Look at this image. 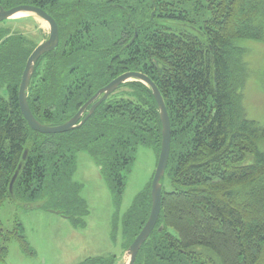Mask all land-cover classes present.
Returning <instances> with one entry per match:
<instances>
[{"label": "trees", "instance_id": "16d2710c", "mask_svg": "<svg viewBox=\"0 0 264 264\" xmlns=\"http://www.w3.org/2000/svg\"><path fill=\"white\" fill-rule=\"evenodd\" d=\"M22 4L47 11L60 30L28 88L41 122L65 123L126 71L147 74L164 97L172 141L162 208L134 264H264V123L248 117L244 97L245 43L264 41V0H0L4 9ZM38 44L20 28L0 27V80L8 90L0 95V264L14 236L30 251L22 223L3 227L7 201L39 204L78 225L89 213L73 178L78 152L94 158L119 208L138 147L159 158L162 146L157 101L137 80L77 128L33 130L18 96ZM151 189L152 181L123 217L125 250L150 216ZM117 260L102 255L80 264Z\"/></svg>", "mask_w": 264, "mask_h": 264}, {"label": "rangeland", "instance_id": "374dc122", "mask_svg": "<svg viewBox=\"0 0 264 264\" xmlns=\"http://www.w3.org/2000/svg\"><path fill=\"white\" fill-rule=\"evenodd\" d=\"M1 26L20 28L34 43L49 35L48 23L35 15L19 14L1 22ZM245 46L246 111L248 117L264 123V41H248ZM0 95L8 96L7 86L1 80ZM157 164L158 156L153 148L138 147L136 159L126 174L122 203L117 208L114 194L94 158L86 151L78 152L73 178L81 184L80 194L89 213L74 225L70 218L39 204L28 207L19 201H7L1 208L3 227L12 231L17 223H22L30 251L14 236L8 241L7 257L2 264H80L102 255H116L117 264H126L123 217L137 195L149 187ZM164 182L170 189L168 177Z\"/></svg>", "mask_w": 264, "mask_h": 264}, {"label": "water", "instance_id": "95a60500", "mask_svg": "<svg viewBox=\"0 0 264 264\" xmlns=\"http://www.w3.org/2000/svg\"><path fill=\"white\" fill-rule=\"evenodd\" d=\"M19 14L35 15L43 19L49 25L48 38L41 41L30 54L25 65L19 87V105L25 119L33 130L45 134H56L67 132L81 126L101 103L106 101L113 93L118 91L124 83H127L129 81H141L142 83L146 84L153 92V95L158 104L159 114L162 121V146L158 158L157 168L152 180V208L150 216L138 236L126 249V264H134L141 246L149 238L153 229L155 228L162 208V179L165 176L168 166L172 141V127L164 97L157 84L147 74L141 71H126L120 74L118 77L114 78L106 86L101 88L85 105L80 108V110L71 119H69L65 123H62L60 125H49L41 122L35 117L30 107L28 100V88L35 71L36 63L38 62L40 57L45 53L55 50L58 47L60 42V30L58 23L53 16H51L44 9L29 4L17 5L10 9L0 8V23L8 19L10 20L11 18H14ZM27 154L28 150L26 149L23 155L24 159L27 158ZM20 168L21 164L19 165L11 180V193L13 192L14 183L19 175Z\"/></svg>", "mask_w": 264, "mask_h": 264}, {"label": "flooded vegetation", "instance_id": "af4514ba", "mask_svg": "<svg viewBox=\"0 0 264 264\" xmlns=\"http://www.w3.org/2000/svg\"><path fill=\"white\" fill-rule=\"evenodd\" d=\"M44 40H45V39H44ZM41 41H43V40H41ZM41 41H40V42H41ZM40 42H39V43H40Z\"/></svg>", "mask_w": 264, "mask_h": 264}]
</instances>
